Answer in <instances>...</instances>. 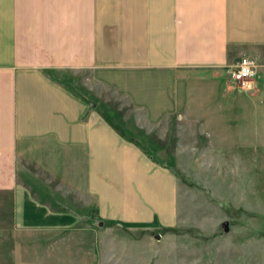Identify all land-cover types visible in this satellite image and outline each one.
<instances>
[{"label": "crops", "instance_id": "0c3cea01", "mask_svg": "<svg viewBox=\"0 0 264 264\" xmlns=\"http://www.w3.org/2000/svg\"><path fill=\"white\" fill-rule=\"evenodd\" d=\"M16 2L0 0V264H150L149 241L110 230L178 225L166 136L209 115L243 56L260 76L245 110L264 100V0ZM46 69L92 70L132 114L115 124Z\"/></svg>", "mask_w": 264, "mask_h": 264}, {"label": "rangeland", "instance_id": "374dc122", "mask_svg": "<svg viewBox=\"0 0 264 264\" xmlns=\"http://www.w3.org/2000/svg\"><path fill=\"white\" fill-rule=\"evenodd\" d=\"M11 1L13 14L19 7ZM46 70L102 112L103 107L115 124L132 114L126 99L95 83L92 70ZM218 78L222 85L210 94L222 101L214 100L209 110L205 105L209 115L202 119L173 120L167 150L160 154L178 175V225L110 230L117 237L149 241L155 254L150 264H264V108L260 113L257 108L264 100L258 96L261 103L247 105L244 127L241 99L256 91L255 81L245 89L229 74Z\"/></svg>", "mask_w": 264, "mask_h": 264}, {"label": "built area", "instance_id": "2783aa9c", "mask_svg": "<svg viewBox=\"0 0 264 264\" xmlns=\"http://www.w3.org/2000/svg\"><path fill=\"white\" fill-rule=\"evenodd\" d=\"M257 73L258 62L250 56H243L228 72L229 77L245 89L253 86Z\"/></svg>", "mask_w": 264, "mask_h": 264}]
</instances>
